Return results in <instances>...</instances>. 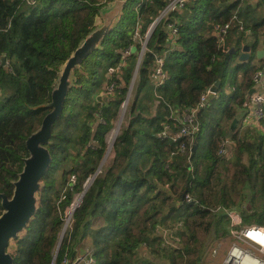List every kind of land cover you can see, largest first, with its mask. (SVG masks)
I'll list each match as a JSON object with an SVG mask.
<instances>
[{
    "label": "trees",
    "instance_id": "trees-1",
    "mask_svg": "<svg viewBox=\"0 0 264 264\" xmlns=\"http://www.w3.org/2000/svg\"><path fill=\"white\" fill-rule=\"evenodd\" d=\"M168 2L125 0L115 27L72 71L62 114L46 146L52 160L37 193L35 216L8 246L13 264H60L65 256L72 260L83 252L86 239L93 264H157L158 260L177 264L178 258L195 253L188 251L189 245L195 244L200 255L206 251L195 238L202 241L213 231L215 241L221 229L227 236L229 212L237 213L244 225H264V131L238 132L228 127L235 119L239 126L252 76L264 69L249 59L234 62L244 46L255 53L259 37H264V0L254 5L242 0L189 1L155 25L138 64L140 44L133 40L134 29L139 26L144 36ZM111 3L0 0V194L12 195V183L28 156L25 141L49 112L40 106L50 102L65 62L100 26ZM170 23L177 28L174 42L167 28ZM226 23L230 29L221 42L214 30ZM129 47L132 52L125 56ZM156 57L164 60L165 79L159 86L152 76ZM137 65L130 118L115 138L112 163L88 186L56 253L64 209L99 168L105 136ZM229 71L232 87L226 97ZM104 74L114 91L96 102L95 94L107 83ZM217 81L221 84L214 98L196 114L200 131L194 153L191 148L180 152L186 144L183 137L176 141L158 137L164 126L173 135L178 132L171 109L194 107ZM225 138L232 144L233 158L228 162L217 154ZM216 188L218 197L212 193ZM61 192L63 201L58 206ZM187 195L193 205L184 201ZM245 202L248 207L243 210ZM98 218L104 224L94 230L93 220ZM190 220L195 223L191 229ZM174 227L178 228L170 233ZM160 229L166 232L165 239Z\"/></svg>",
    "mask_w": 264,
    "mask_h": 264
},
{
    "label": "water",
    "instance_id": "water-1",
    "mask_svg": "<svg viewBox=\"0 0 264 264\" xmlns=\"http://www.w3.org/2000/svg\"><path fill=\"white\" fill-rule=\"evenodd\" d=\"M124 5V0H113V6L102 14V24L83 39L81 44L74 50L72 55L65 62L60 76L58 77L57 84L51 91L50 102L40 106V108L49 109V112L43 117L39 128L25 141V148L28 152V156L23 159V167L18 174L17 179L12 183V195L8 197L5 194H0V207L3 210L0 215V264H13L14 260L8 252V246L11 241L17 240L19 235L27 228L28 224L35 216L38 200L37 193L41 188V181L50 167L52 160L46 146H48L51 138L52 127L62 114L63 104L71 86V73L73 70L77 69L78 66L85 59H87L96 48H98L103 39L115 27L117 19L122 14ZM158 21L159 16L156 18L153 26H155ZM249 51V46H244L241 50L239 61L248 60ZM231 52L234 51L231 50ZM255 53L256 59L261 60V57L264 55V49L257 50ZM1 63V65L4 66V58L1 59ZM262 72L264 73V69ZM220 84L221 82L217 81L210 88V92L203 102L204 106L212 98H214ZM253 92L254 89H251L248 92V95ZM129 94H131L130 87L122 107L126 105ZM236 123V119L231 123V131L236 127ZM228 136H230V134H228ZM196 145L197 143L194 141L190 149L191 154L195 152ZM100 168L101 165L97 169L89 184L81 193L80 199L83 198L88 186L97 176ZM191 205H193V202H191ZM63 235L64 231L61 232L56 253L61 244ZM211 236L214 238L213 231L211 232Z\"/></svg>",
    "mask_w": 264,
    "mask_h": 264
},
{
    "label": "built area",
    "instance_id": "built-area-1",
    "mask_svg": "<svg viewBox=\"0 0 264 264\" xmlns=\"http://www.w3.org/2000/svg\"><path fill=\"white\" fill-rule=\"evenodd\" d=\"M189 1L194 0H169L164 10L159 15V21L164 18L166 15L180 11L184 9L185 5ZM247 3L252 0H242ZM232 20H236V17L233 16ZM158 21V22H159ZM157 22V23H158ZM155 21L149 26L147 32L144 36L139 34V26H136L133 33V40L140 44V51L138 54V64L141 62L144 52L146 49V44L148 39L152 33V29L155 26L153 24ZM156 23V24H157ZM169 30V36L171 38V42H174L177 39V28L175 23H170L167 25ZM241 28V26L239 27ZM230 29V23H226L222 26H216L214 30V34L220 38L222 42L224 37L227 35ZM246 34H250V32H246ZM132 52L131 47H129L126 51H124V55L128 56ZM163 63L164 60L162 57L155 58V69L153 71V81L155 86H159L163 83L165 79V72L163 71ZM119 70V69H118ZM138 67L136 68L133 81L130 85L131 91L133 87V83L135 81L137 75ZM252 89L254 92L247 96L246 100V113L239 121V126L242 128H247L250 130L261 131L262 130V122L264 120V73L262 70L256 71L252 76ZM114 91V85L110 84L105 87L104 94L105 97L111 94ZM210 89L206 91L200 98V101L197 105L192 108H186L184 110L171 109V118L174 122L179 125L178 132L174 135L170 133L169 126H164L163 130L158 134L159 138L162 139H171L176 141V139L183 137L186 139V144L182 145L180 148V152L184 153L187 151V148H191V145L196 137V135L200 131V124L197 120V112L200 108L204 106L203 102L207 98ZM187 144L189 147H187ZM231 142L225 138L221 141L219 150L217 154L221 157L227 158L231 155ZM99 174V172H98ZM97 174V175H98ZM92 179V178H91ZM87 182V185L89 182ZM72 182L74 179L72 177ZM86 185V186H87ZM184 201L190 203V197L187 195L184 197ZM75 201L70 204V208L65 214L64 226L62 228V232L71 225L72 222V214L74 212V208L76 207ZM229 218L228 224V232L227 237L230 242H228V247L225 250L224 257L221 261V264H264V225H256L249 224L244 225L242 223L241 217L234 212H229L227 214ZM158 233L165 239L166 232L164 230H159ZM220 246V245H219ZM215 252V250L213 251ZM56 256V255H55ZM94 261L92 259V248L85 246L82 253H78L72 260H69L66 256L60 262V264H93Z\"/></svg>",
    "mask_w": 264,
    "mask_h": 264
},
{
    "label": "rangeland",
    "instance_id": "rangeland-1",
    "mask_svg": "<svg viewBox=\"0 0 264 264\" xmlns=\"http://www.w3.org/2000/svg\"><path fill=\"white\" fill-rule=\"evenodd\" d=\"M258 2V1H257ZM256 0H252L251 2H249V4L251 5H254L257 3ZM257 13L259 14V11H257ZM99 24L101 25L102 22H99ZM262 42V44L264 43V37H259V45L260 43ZM258 45V46H259ZM264 45V44H263ZM258 49V48H257ZM263 50V49H262ZM241 54V51L238 53L237 56L234 57V62L235 64L238 63L239 61V56ZM264 55L261 57V60L257 63L258 65H255L254 63L256 62L255 60L256 59V53H253L252 51L249 53V62L252 64V65H255V66H260V65H264ZM234 64V65H235ZM63 68V67H62ZM115 70V69H114ZM118 70V69H116ZM111 72V71H110ZM107 74H104V83L107 81ZM109 81H107V83L103 84V86L101 87V89L98 91V93L95 94V98H96V102H99L100 100H102V98L104 99L105 97V94H104V90H105V87L110 83H108ZM137 82V77L135 78V82H134V85L132 87V91H133V88L135 86ZM229 82H232V73H230L229 71V74L227 76V80H225V87H226V97L227 95L230 94L231 92V85ZM132 91H131V94H129L128 96V101L126 103V105L124 107H122L123 103L120 105V108H119V111L117 113V116L113 122V126H112V129L106 134L105 136V144H106V150H105V153H104V156H103V163L101 161L100 165H101V168L100 170H105L108 166H110V164L112 163V160H113V157H114V152H113V144H114V141H115V138L116 136H118L120 134V130L121 128H123L124 126L126 127V123L129 121V118H130V115H129V108H130V105H131V102H132V97H133V94H132ZM121 113V114H120ZM239 113V112H238ZM228 127H231V124L229 123ZM117 128V129H116ZM244 131V130H249L247 128H242L241 126H238L237 128L235 127L234 131ZM250 132H252V130H249ZM264 131V127H263V124H262V130L259 131V133H263ZM258 132V131H257ZM116 133V134H115ZM114 137V138H113ZM111 138H113V141L111 142ZM106 156V157H105ZM233 158L232 156V153L230 155V157H227L226 158V162H228L229 160H231ZM100 170H99V173H100ZM216 181L214 180L212 183H215ZM212 193H217L216 194V197H218V189H213L212 190ZM63 192H61L60 194V198L57 202V205L59 206L60 202L63 201ZM81 196V193L80 194H76L74 196V199L73 201H75V203H78V199L80 198ZM211 196L212 199L214 198V195L212 194ZM62 198V199H61ZM72 201V202H73ZM62 203V202H61ZM82 203V199L81 201L78 203V204H75L76 205V208H79V206L81 205ZM188 203V202H186ZM248 207V203L245 202L242 206V209L243 210H246V208ZM70 208V206H67L65 209H64V213L66 214V212L68 211V209ZM2 210V209H1ZM75 211V210H74ZM3 212V210L1 211ZM1 212H0V215H1ZM73 215V214H72ZM208 217V216H207ZM103 220L101 218H98V219H95L93 220V226H92V229L94 230H97L98 228H101L102 225H103ZM197 224V223H196ZM195 225V223H193L192 220L189 221V228L191 229L193 226ZM63 226H64V222H63ZM62 226V228H63ZM70 228V226H68V228H66L65 232ZM178 227H174V228H169L171 229L170 230V233L176 231ZM214 237L215 234H214ZM227 236H225V232L224 230H220L218 236H217V239L215 241H212L210 238H212L211 236V232L209 235L207 236H203L202 237V241H201V238H195L197 239V243H204L205 244V249L206 251L200 255L197 251H196V248L197 246L195 244H192V245H189L188 246V251H191V250H194L195 253H190L188 255H185L183 256L182 258H178L177 259V264H192L194 261H198L197 263L198 264H221V261L224 257V254H225V250L227 249L228 247V242L229 239L226 238ZM190 238V237H189ZM177 239V238H176ZM89 243H90V240L89 239H86ZM180 240L181 242V239L180 237L178 238V241ZM177 241V240H176ZM177 241V242H178ZM177 242H174V241H171L170 243L173 244L172 246L176 249L179 248L178 246V243ZM86 246H88V244ZM220 245V246H219ZM145 250V249H143ZM215 250V252H213ZM146 252V251H144ZM157 264H167L166 263V260H158L157 261Z\"/></svg>",
    "mask_w": 264,
    "mask_h": 264
},
{
    "label": "crops",
    "instance_id": "crops-1",
    "mask_svg": "<svg viewBox=\"0 0 264 264\" xmlns=\"http://www.w3.org/2000/svg\"><path fill=\"white\" fill-rule=\"evenodd\" d=\"M124 1H125V0H124ZM257 1H258V0H256V2H257ZM112 6H113V3H111L110 8H111ZM107 10H108V9H107ZM257 48H258L257 50H262V49H264V45L262 44V42L260 43V45H259ZM249 53H250V51H249ZM263 59H264V58H263ZM255 61H256V62H255L254 64H255V65H258L257 63H258L260 60H255ZM255 65H254V66H255ZM241 116H242V115H241ZM241 116H240V117H241ZM242 117H243V116H242ZM242 117H241V118H242ZM241 118H240V119H241ZM87 243H88V242H87ZM86 245H87V244H86ZM88 245H89V244H88Z\"/></svg>",
    "mask_w": 264,
    "mask_h": 264
},
{
    "label": "bare ground",
    "instance_id": "bare-ground-1",
    "mask_svg": "<svg viewBox=\"0 0 264 264\" xmlns=\"http://www.w3.org/2000/svg\"><path fill=\"white\" fill-rule=\"evenodd\" d=\"M116 129H117V128H116ZM115 134H116V133H115ZM113 138H114V137H113ZM113 138H111V141H113ZM80 198H81V197H80ZM80 198H79L78 201H77L78 203L81 201ZM78 203H76V204H78Z\"/></svg>",
    "mask_w": 264,
    "mask_h": 264
}]
</instances>
